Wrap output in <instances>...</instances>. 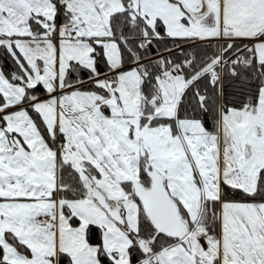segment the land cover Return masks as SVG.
Returning a JSON list of instances; mask_svg holds the SVG:
<instances>
[{
    "label": "snow or ice",
    "instance_id": "snow-or-ice-1",
    "mask_svg": "<svg viewBox=\"0 0 264 264\" xmlns=\"http://www.w3.org/2000/svg\"><path fill=\"white\" fill-rule=\"evenodd\" d=\"M0 264H264V0H0Z\"/></svg>",
    "mask_w": 264,
    "mask_h": 264
}]
</instances>
